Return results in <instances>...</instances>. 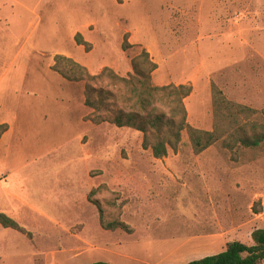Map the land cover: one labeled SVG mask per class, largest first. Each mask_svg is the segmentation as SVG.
Wrapping results in <instances>:
<instances>
[{"label":"rangeland","instance_id":"rangeland-1","mask_svg":"<svg viewBox=\"0 0 264 264\" xmlns=\"http://www.w3.org/2000/svg\"><path fill=\"white\" fill-rule=\"evenodd\" d=\"M144 50L158 65L153 85L192 86L185 99L191 127L213 130V84L258 114L242 117L200 155L184 131L177 151L156 159L143 133L94 122L112 113L85 104L87 87L119 88L54 70L60 55L91 75L109 68L127 77ZM263 110L264 0H0V125L9 126L0 134V212L32 235L0 225V264H164L167 249L142 241L143 229L156 216L171 224L202 210L242 225L237 237L252 246V233L264 229V142L246 146L241 138L264 133ZM160 161L206 162L204 170L217 175L214 205L193 201L187 190L178 202L174 187L162 189L161 171L151 170ZM148 182L163 197L152 200ZM93 190L105 220L120 214L132 234L101 226ZM193 192L204 197L206 188Z\"/></svg>","mask_w":264,"mask_h":264},{"label":"trees","instance_id":"trees-1","mask_svg":"<svg viewBox=\"0 0 264 264\" xmlns=\"http://www.w3.org/2000/svg\"><path fill=\"white\" fill-rule=\"evenodd\" d=\"M76 42L78 45L85 46L87 50L90 47L81 34L76 36ZM131 47L132 45L125 40L123 50L127 51ZM132 66L133 73L127 77L119 76L109 68L95 76L73 59L59 55L56 57L54 70L69 81L95 82L107 79L108 87L119 88L120 90L114 92L105 87L97 91L91 86L87 87L85 104L93 108L95 112L112 113L111 119L97 115L94 122L101 124L111 120L119 128H133L143 133L144 148L151 149L156 159L166 157L169 148L177 151L184 131L190 135L194 153L200 155L223 139L228 128L240 124L242 117L258 114V111L254 109L231 103L213 84L214 128L212 131L193 128L188 123V112L185 106V99L192 94V86L153 85L152 74L158 69V65L145 50L132 60ZM95 92L99 95L96 101L93 100ZM261 113L264 114V110ZM247 126L255 127L242 125L241 128L244 129ZM8 129L7 124L0 125V134L6 133ZM255 134L252 139L241 138L242 143L246 146H259L264 142V133ZM96 192V190L91 192L89 200L98 208L101 226L108 231L121 229L127 234H132L133 229L121 221L120 214L109 223L105 220L104 210L99 202L93 200ZM117 207L121 212L122 204ZM0 225L23 235L32 236L17 220L3 212H0ZM252 240L254 242L252 246L240 241H232L228 243L225 251L187 264H264V229L255 230L252 233Z\"/></svg>","mask_w":264,"mask_h":264},{"label":"crops","instance_id":"crops-1","mask_svg":"<svg viewBox=\"0 0 264 264\" xmlns=\"http://www.w3.org/2000/svg\"><path fill=\"white\" fill-rule=\"evenodd\" d=\"M151 166V170L161 171L159 174L164 180L160 179L159 184L163 186L162 189L170 186L176 189L174 195L178 202L186 196V194H181L187 190L191 193L189 195L193 201L202 197L203 201L206 200L210 203V207L214 205L215 200L211 195L210 180H215L217 175H215V172L204 170V167L208 166L206 162L160 161L153 163ZM148 183H150L148 188L152 193L149 197L152 200L154 196L157 197V194L159 197H163L165 194L163 191H157L151 182ZM200 184L206 188L204 197L193 192ZM178 212L174 214H181ZM177 217V222L169 224L166 218L156 216L155 218L158 221L153 225L148 224L142 231L145 234L142 241L151 242L156 248L167 249L163 253L167 264H187L194 260L217 255L226 250L228 243L239 241L237 232L243 229L242 225L235 223L225 225L215 212L205 213L202 210V212L192 213L190 218H186L184 215ZM184 219L187 220L186 224H182Z\"/></svg>","mask_w":264,"mask_h":264}]
</instances>
